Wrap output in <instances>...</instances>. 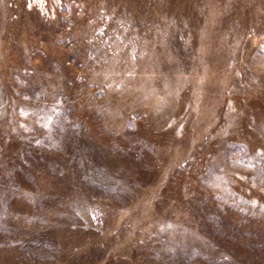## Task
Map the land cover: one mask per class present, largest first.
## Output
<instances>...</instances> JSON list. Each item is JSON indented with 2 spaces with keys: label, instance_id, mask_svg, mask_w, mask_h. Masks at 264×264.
<instances>
[{
  "label": "rangeland",
  "instance_id": "rangeland-1",
  "mask_svg": "<svg viewBox=\"0 0 264 264\" xmlns=\"http://www.w3.org/2000/svg\"><path fill=\"white\" fill-rule=\"evenodd\" d=\"M0 264H264V0H0Z\"/></svg>",
  "mask_w": 264,
  "mask_h": 264
}]
</instances>
